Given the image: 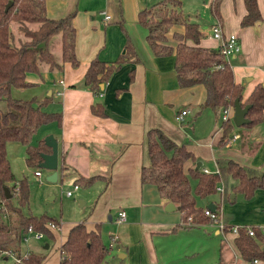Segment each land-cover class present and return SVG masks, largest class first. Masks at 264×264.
Returning <instances> with one entry per match:
<instances>
[{
	"label": "crops",
	"instance_id": "1",
	"mask_svg": "<svg viewBox=\"0 0 264 264\" xmlns=\"http://www.w3.org/2000/svg\"><path fill=\"white\" fill-rule=\"evenodd\" d=\"M156 1L46 0V11L50 17L58 18L74 12L78 64L66 60L62 69H51L43 62L41 72L28 74L34 84L13 86L12 90L32 87L34 96L39 99L55 100L52 111H61L62 123L53 120L54 125L38 138H44L50 132L57 137L58 177L59 170L69 172L75 184L80 175H99L91 184H79L77 187L84 188L78 189V194L84 199L81 200L84 209L65 224L60 220V227L54 230V244H57L59 257L50 264H58L61 243L70 227L81 219L89 228L100 224L101 235L107 225L109 237L107 240L102 238L109 247L103 264H178L177 260L187 254L184 239L189 241L190 232L194 230L221 238L219 256L214 264H264L261 259L252 261L241 256L234 241L236 233L232 230H221L212 221L182 225L179 207L166 209L172 199L161 196L155 184L141 180L142 166L150 163L147 131L152 127H159L193 152L194 158L185 162L187 169L194 164L196 166L200 160V167L217 170L219 159L233 158L264 170V118L253 125L234 122L231 138L227 143L219 144L223 132L222 118L210 105L200 108L207 97L205 84L179 83L175 47L185 32V25L174 23L167 32L168 43L174 45L172 53L157 54L154 51L147 38L148 28L139 21V11ZM191 2L182 0L183 7L187 3L188 10L185 11L189 14L194 13L190 10ZM211 2L204 0V6L211 10ZM258 2L262 18L250 25L241 24L247 12L244 0H222L221 16L214 15L212 10L210 13V27L220 21L224 33L236 32L239 35L241 49L228 60L235 80L244 86L243 100L257 84L264 85V0ZM13 27L16 26L13 24ZM200 28L203 32L200 44L218 48L220 39L201 25ZM16 32L17 41L24 38L19 31ZM58 38L60 48L55 53L60 57V35ZM128 41H131L130 46ZM187 41L194 43L190 38ZM52 49L55 51L56 48L52 46ZM96 56L106 63L115 64L109 77L100 83L99 90L83 83L86 70ZM97 101L103 103L104 113L92 109V104ZM183 108L189 111L179 119L177 114ZM231 112L234 113V107ZM12 143L15 147L20 145V142ZM45 151H51V147ZM235 182V178L229 176L220 183L222 190L197 196V205L208 206L213 201L222 212L228 210L229 214L224 216L228 222L259 225L264 231V188H258L251 198H245L242 193V197L237 199L241 192H233ZM225 190L232 192L234 200H223ZM122 208L126 210V218L119 221L118 212ZM60 231L62 233L58 234ZM115 235L116 241L111 244ZM3 256L7 258L8 255ZM47 256L48 253L42 264L48 263Z\"/></svg>",
	"mask_w": 264,
	"mask_h": 264
},
{
	"label": "trees",
	"instance_id": "2",
	"mask_svg": "<svg viewBox=\"0 0 264 264\" xmlns=\"http://www.w3.org/2000/svg\"><path fill=\"white\" fill-rule=\"evenodd\" d=\"M244 1L247 12L242 17L241 24H254L262 18L259 2ZM221 2L222 0H212L210 5L213 14L219 17ZM139 21L147 26L148 41L157 54L173 52L174 45L168 43L167 32L174 23H184L185 32L180 35L175 47V67L181 85L196 82L205 84L207 97L200 108L210 105L220 118L223 110L234 105L235 99L239 98L243 104L250 103L247 125L263 120L264 85L257 84L243 100L244 86L235 80L228 58L219 47L200 44L203 35L200 22L191 19L183 8L182 0H158L139 11ZM15 22L18 30L25 35L18 42L13 27ZM58 35L61 40L60 57L52 49V43ZM76 35L74 12L55 18L47 15L46 0H0V98L7 101V107L0 108V214L6 215V218L0 217V250L9 249L22 256L19 264H42L46 257V253L34 250H30L27 256L23 255L21 243L28 227L31 225L54 238L55 229L49 222L60 224V219L46 213L38 215L23 212L22 207L29 203L31 193L26 176L19 179L17 201L12 200L16 193L13 189L16 174L11 167L7 146L11 141L26 144L27 164L38 167L43 159L42 152L48 146L44 138L31 143L32 136L44 123L56 120L61 124L62 114L61 111L44 108L48 101L46 97L38 99L37 96H13L12 88L34 84L28 74L41 72L43 62L51 69H62L66 60L74 65L78 64ZM188 38L194 43H189ZM130 42L128 41V46L131 45ZM114 67V63H106L100 57H94L86 70L84 85L99 90L100 83L109 77ZM92 109L104 113L103 103L100 101L93 103ZM221 124L223 132L219 144L223 145L231 138L235 123L233 119L227 118L221 119ZM147 144L150 163L142 166L141 180L143 183L155 184L161 196L169 197L177 203L182 211V225H187L189 218H192V224L212 221L204 211L205 206L197 205V196L215 193L217 186L229 176L236 180L233 192H241L246 198H251L258 188H264V170L242 164L233 158L219 159L218 170L206 171L195 164L187 169L185 162L194 158L193 152L185 144L177 143L159 127H152L147 131ZM97 177L99 175H80L75 182L89 185ZM191 178L196 180L194 185ZM6 186L12 192L10 197L6 196ZM231 194L232 192L225 190L223 200H234ZM229 225L228 222L227 227ZM99 226L100 224L96 228H89L84 219L74 223L60 245L58 264H103L109 246L104 242ZM252 226L254 233H249L246 226L240 227L234 238L235 245L243 258L264 261V231L259 225Z\"/></svg>",
	"mask_w": 264,
	"mask_h": 264
},
{
	"label": "rangeland",
	"instance_id": "3",
	"mask_svg": "<svg viewBox=\"0 0 264 264\" xmlns=\"http://www.w3.org/2000/svg\"><path fill=\"white\" fill-rule=\"evenodd\" d=\"M186 1V0H184ZM189 2V1H188ZM187 4V3H186ZM185 4V10H188V6ZM191 9L194 13L189 14L191 19L200 22V25L204 30L210 29V24L212 18H211V10L210 8H206L204 6V0L199 3L195 0H192L191 2ZM183 7V8H184ZM205 21V22H204ZM16 24V25H15ZM14 30L16 34V41H17V23L15 22ZM34 24L35 23H30ZM184 24V23H182ZM21 35H24L21 31H19ZM25 37V35L23 36ZM18 42V41H17ZM59 38L57 36L56 39H54V42L52 43V46H54L55 52L58 53L57 48H60L59 44ZM35 91L32 87H26V88H19L18 90H12V95L17 97H23V98H30L34 96ZM38 98V97H37ZM39 99V98H38ZM55 100L47 101V103L44 105L45 109L52 110L53 103ZM7 107V101L5 98H0V108H6ZM55 123L53 120L49 121L48 123L42 124L38 130L33 134L31 143H36L38 138L43 136L45 130L49 128L51 125H54ZM13 141L8 143L7 150L8 155L11 162V167L13 171L16 174V179H20L23 176H26L30 185L31 193H30V199L29 203L25 204L22 209L23 212L26 214L34 213V214H42L46 213L51 216L58 217L62 223H66L69 220H72L76 217V214L81 210L84 209V205H81V200H84L79 194L78 191L80 189H84L82 186L81 188H74V179L73 175L69 172L63 173L61 170H59V177L57 180L52 181L47 178V175L51 172L50 169L45 168L43 166H40L39 168L42 171L41 176L34 174V170L37 168L35 166H29L26 163L25 155L27 153V145L24 143H20L18 147H15L12 143ZM191 182L194 185L195 179L191 178ZM67 189H73V195H67L66 190ZM79 189V190H78ZM17 192L13 195L12 200L17 201ZM242 197V193H238L237 199ZM245 197V196H244ZM246 198V197H245ZM228 205L231 203H227ZM225 204V206L227 205ZM226 208V207H225ZM227 209L223 210L222 216L224 217L227 213ZM1 213V212H0ZM3 215V217H2ZM1 218H6V215L4 213L0 214ZM225 219V217L223 218ZM213 220V219H212ZM214 221V220H213ZM212 221V222H213ZM226 221V219H225ZM232 224H240L233 222L229 220ZM187 225H190L192 223L186 222ZM246 225V224H241ZM254 225V224H251ZM65 228V225L63 226ZM62 228V229H63ZM62 231V230H61ZM59 232L58 234H61L62 232ZM191 239L188 241V238H185L184 240V246L187 248V251H185L187 254H183L181 258L177 260L178 264H214L213 262H216L219 256V246L221 238L217 237L215 235L213 236H207L204 232L201 230H194L190 232ZM28 238L25 239L23 237L22 243H21V249L24 253L27 249L34 250L36 252H46L48 253V263L55 262L58 259L59 250L57 249V244H54V238L49 237L47 235H44L43 237H36L34 232H28L25 233ZM102 237L107 240L108 239V233H107V225L106 227H103L102 229ZM49 242L50 245L46 248L45 243ZM182 243V241H180ZM51 257V259H49ZM14 259L11 256L0 257V264H13ZM47 263V264H48ZM176 263V262H173Z\"/></svg>",
	"mask_w": 264,
	"mask_h": 264
},
{
	"label": "built area",
	"instance_id": "4",
	"mask_svg": "<svg viewBox=\"0 0 264 264\" xmlns=\"http://www.w3.org/2000/svg\"><path fill=\"white\" fill-rule=\"evenodd\" d=\"M106 17H109V14H106ZM209 34L214 35L215 37H218L220 39V45H219V49L220 51L227 57L229 58L231 55L235 54L236 52L240 51L241 49V43H240V39H239V35L236 32H230V33H224L223 31V26L221 24L220 21H217L215 23L212 24V26L210 27V29L208 30ZM61 83L64 84V80L60 79L59 80ZM61 91L58 90V93H60ZM233 105H229L227 106L221 115L222 119H227V118H231L233 117V113L231 112L233 110ZM189 111L188 108H183L181 109V111L177 114V118L181 119L184 117V114L187 113ZM234 137L236 136V134H233ZM232 135V136H233ZM206 171H209L207 168H204ZM218 170V169H217ZM35 174L41 176L42 171L40 168L35 169ZM13 189L18 192L19 191V179H15L13 180ZM79 186L78 183L74 184V188H77ZM218 190H222L223 189V185L219 184L217 186ZM73 193V189H67L66 190V194L67 195H71ZM0 200H2V198L0 197ZM204 211L207 215H209L211 217V220L213 222H215L219 228L221 230H232L235 233H238L241 225L238 224H230L228 227V222L225 221V219H223L224 217L222 216L223 212L221 209H219L218 207L216 209H212L209 206H205L204 207ZM126 218V210L125 209H120L118 212V220H124ZM187 222L193 223L192 218H189ZM49 224L51 225L52 228L57 229L60 227V224L54 223V222H49ZM247 228V231L249 233H254V228L252 225H245ZM28 232H34L36 237H43L45 235V233L41 230H36L34 229L31 225L28 227V230L26 233ZM24 238L27 239L28 236L25 234ZM116 241V235L113 237V240L111 242V244H114V242ZM30 250H27L23 253L24 256H27L29 254ZM4 254H7L8 256H11L14 259V263L13 264H19L22 260V256H18L14 253V251L9 250V249H2L0 250V257H2Z\"/></svg>",
	"mask_w": 264,
	"mask_h": 264
},
{
	"label": "water",
	"instance_id": "5",
	"mask_svg": "<svg viewBox=\"0 0 264 264\" xmlns=\"http://www.w3.org/2000/svg\"><path fill=\"white\" fill-rule=\"evenodd\" d=\"M11 2V1H10ZM10 2L7 4V6L10 4ZM234 113H233V121L237 125H241L244 123H247L249 121V117L247 116V112L250 107V103L243 104L239 98L235 99L234 102ZM45 143L51 147V151H43L42 152V161L40 162V166H43L45 168H48L51 170V172L47 175V178L49 180L55 181L58 179V162H59V141L57 137L54 135V133L50 132L45 135L44 137ZM201 161H197L196 166L200 167ZM6 196L10 197L12 196V192L8 186L5 187ZM208 206L212 209L217 208V204L213 201H210L208 203ZM178 205L175 204L174 201H169L166 205V209L171 210L177 208ZM49 243L46 242L45 246H48Z\"/></svg>",
	"mask_w": 264,
	"mask_h": 264
}]
</instances>
